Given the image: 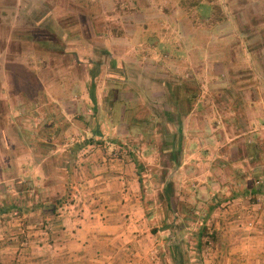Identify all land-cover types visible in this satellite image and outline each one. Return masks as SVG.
Instances as JSON below:
<instances>
[{
	"label": "rangeland",
	"instance_id": "obj_1",
	"mask_svg": "<svg viewBox=\"0 0 264 264\" xmlns=\"http://www.w3.org/2000/svg\"><path fill=\"white\" fill-rule=\"evenodd\" d=\"M144 1L148 5V0H0V97L10 92L12 88L10 78L18 82L20 78L27 79L32 74L36 77L37 74H42V66L55 63L59 67L57 72L62 82L60 101H66L60 111L63 116L61 124L68 123L72 128L76 127V135L72 137L74 139L77 137L78 141L83 138L79 136L80 133H84L79 131L83 126L90 127L92 132L105 126L107 132L105 124H108L109 130L105 138L101 139L100 135L95 133L88 137L95 138V143L101 142L99 140H103L102 142L116 140L119 147L112 149L111 155L124 154L132 159L135 167L133 171L144 185L143 194L140 189V196L146 224L158 243L154 254L157 264H162L159 258L161 247L164 249L166 242L175 239L186 242L191 264H204V261L208 260L214 239L207 237L204 239L201 262L198 263L195 251L196 237L193 232L199 228L200 218L206 213L208 207L206 201L215 194L222 199L209 215L204 216L207 227L214 231L215 223L226 221L229 217L235 219L233 215L236 217L242 211L233 205L232 201L244 199L249 194V189L252 186L255 188V180L262 174L250 177V174L245 172V176L236 181L221 180L220 176L224 178V175L220 170L216 171L217 164L214 163L216 160L212 159L216 151L211 148L199 153L200 149L196 146L201 142L197 143V135L188 137L191 142L194 140L196 143L194 149L175 147L174 163L170 152L172 149L170 140H178L180 136L172 132L171 123L167 121L165 112L170 110L168 107H174L176 101L167 100L165 97L158 99L155 96L157 93L152 92L156 90L155 86L150 91L147 85H141L144 88L140 91V88L138 90L140 84L137 86L134 83L126 87L127 90H134L135 97L127 95L126 100L119 104L113 102L111 106L112 103L104 100L101 85H98L101 70L95 63L98 57H94L93 53L90 54V50L84 47L104 44L108 46V50L113 51L103 56L102 67H105L103 70H107V65L116 58L123 57L128 63L135 61L145 64L152 60L150 63L157 65L158 73L162 74L163 80L165 79L166 86H162V89L166 91L171 89L172 94L178 89L174 87L172 91V86L169 85L171 79L167 76L165 66L174 60L183 63V70H174L173 74L178 81L184 83L187 80L186 88L190 94L193 92L196 94L200 88L201 92L212 91L217 96L220 92L242 93L245 88L252 93L255 91L259 95L264 94V0H150L152 8L150 21L140 17V10L147 7ZM195 1L199 2L196 6ZM212 6L217 8L216 13H211ZM142 24L149 25V28H142L137 32V28L142 27ZM127 34L130 36L128 40ZM134 34L141 39L133 38ZM118 36L122 37L120 41L116 39ZM41 39L62 44L61 49L64 51L39 50V43H45L39 41ZM78 44L80 52H76L77 58H74L72 53ZM120 47L125 50L118 54L122 49ZM88 60L92 62L91 67H88L89 71L97 73V78L94 79L98 82L97 90L100 97H96L95 94L96 113L90 97L89 99L84 97L85 91L92 89L90 75L87 81L84 80L87 77L85 65ZM72 76L77 77L78 81H73ZM231 80L235 81L234 84H231ZM22 87V90L31 93L30 85ZM67 88L68 94L63 93L62 91ZM124 88V85L119 87L121 90ZM214 103L210 101L207 106ZM243 114L237 115L239 117L244 116ZM206 115L212 116L210 110ZM261 118V124L260 120L258 122L253 120L250 123L254 126L256 139L251 138V133L245 132L248 129L243 127L239 144L244 142L249 146L256 140L258 142L262 140L264 131L263 133L260 131L264 128V114ZM213 120L214 118L208 120V128H212ZM205 135L202 136L201 144L206 148L208 144H212L213 133L210 131ZM228 136L221 137L220 142L228 141ZM242 139L245 141H241ZM245 149L243 147L240 150L241 157L248 152ZM262 151L264 152V149ZM220 155L225 162L232 158L231 151L226 146ZM238 168L243 169V166ZM169 177L173 178L175 192L172 213L168 211L160 197L161 183ZM25 184L29 189V195L34 198L29 202L31 206L37 203L40 197L32 194L31 180ZM34 184L36 186V181ZM51 189L45 191L42 198L53 196L50 194L53 193V188ZM72 190L74 191L73 188ZM250 194L253 200L258 195ZM37 210L39 216L42 214L44 218L32 221L34 224L32 223L29 233L34 234L33 232L39 228L42 233L49 236L52 218L59 211L42 213L41 209ZM147 213L151 214L149 218L146 217ZM164 222L172 223L174 226L183 224L188 230L183 234L173 232L171 229H164ZM35 255L33 251L34 258L29 261L30 264H35ZM166 264L169 263L166 261Z\"/></svg>",
	"mask_w": 264,
	"mask_h": 264
},
{
	"label": "crops",
	"instance_id": "obj_2",
	"mask_svg": "<svg viewBox=\"0 0 264 264\" xmlns=\"http://www.w3.org/2000/svg\"><path fill=\"white\" fill-rule=\"evenodd\" d=\"M151 1L148 0V5L144 1L147 7L139 12L144 20L151 18ZM142 28L148 29L149 25L142 24V27H138L136 31ZM128 35L127 40L130 37ZM119 36L116 38L118 41L122 39ZM135 37L134 34L133 38ZM136 39L141 38L136 37ZM79 45L74 47L75 52L72 53L74 58H77L76 52H80ZM61 47L62 44L56 42H52L49 46L39 43V50L42 49L43 52H48L49 49L63 52ZM94 47H102L110 54L113 52L104 44L84 48L90 50L91 54ZM121 50L118 54L125 49ZM150 62L149 64L135 61L128 63L123 57L116 58L107 65V70H103L105 67H102L104 64L102 62L98 66L101 69L98 85H101L104 100L112 103L113 106V102L119 104L122 100H126L127 95L135 97L134 90H127L128 84L147 85L150 91L155 86L156 90L152 92L159 94L155 95L158 99L165 97L167 100L176 101V105L168 107L170 110L165 112L167 121L171 123L172 132L180 136V139L175 140L176 143L170 140L171 144L175 143L174 146L181 149H194L196 143L194 140L191 142L188 137L197 135V143H202V136H206L205 133L211 131L212 144H208L205 148L204 144L199 143L196 147L200 149L199 153L211 148L216 151L212 159L216 160L214 161L217 164L216 171L220 170L224 175V178L220 176L221 180L236 181L243 178L245 172L250 174V177L258 173L264 176V171L260 170L264 169L262 151L264 136L261 141H254L256 134L254 126L250 125L253 120L256 122L260 120L261 124V115L264 114V94L259 95L255 91L252 93L247 88L237 94L220 92L217 96L212 91L201 92V88L196 94L195 92L190 94L186 88L187 80L184 83L178 81L173 74L174 70H183V63L179 60H174L165 66L167 76L171 79L169 85L172 86V91L174 87L178 89L172 94L171 89L169 91L162 89L166 83L165 79L163 80L162 74L158 73L157 65ZM91 65L92 62L88 60L85 65L87 77L84 80L87 81L90 75L89 80L93 84L91 87H95L85 91V99H89V92L93 90L96 91L93 92L94 95L100 97L97 90L98 82L94 79L97 78V73L89 71L88 68ZM42 68V74H37L36 77L32 74L30 78H20L18 82L10 78L12 86L10 92L1 94L0 97V200L3 194L12 193L13 202L19 201L18 192L13 189V180L9 179L8 174L6 175L8 172L5 166L8 159L14 160L24 181L34 180L37 186H40L49 175L45 160L48 154L61 153L74 142H82L92 135L91 128L84 124L85 127L79 129L84 133L78 131L79 136L83 138L78 141L77 137L76 139L72 137L76 135V127L72 128L68 123L61 124L63 116L60 111L66 101H60L62 82L57 72L59 67L55 63L49 66L47 63V66ZM76 78L71 77L73 81H78ZM231 82L234 84L235 81L231 80ZM24 85L31 86L30 94L22 90ZM123 85L125 88L119 89ZM139 88L142 91L144 87H138V90ZM62 92L68 94V88ZM210 101L215 103L207 106ZM208 110L211 117L206 115ZM240 113H244V116L238 117L237 114ZM69 115L71 116V113ZM212 118H214L212 128H208V120ZM104 122L106 123L105 120ZM105 125L107 132L105 126H101L98 131L95 130L96 135H100L101 139L105 138L109 130L108 124ZM243 127L248 129L245 132H250L251 138L254 139L249 146L244 142L239 144ZM256 130L260 131L258 128ZM263 131L264 128L260 132ZM224 135L228 136V141L221 143L220 138ZM225 146L232 155L227 162L220 155ZM116 147H119L118 142L104 141L89 143L80 149L73 169L72 188L75 195L73 194L71 200L60 207L59 213L53 216L49 236L42 233L39 228L33 232L34 234L29 233L32 221L44 218L42 214L39 216V210L34 214L22 208L21 211L11 210L5 215H0V264H30L29 261L34 258L33 251L36 254L35 264H157L154 254L158 243L146 224L140 196V182L133 171L134 163L127 155H111V150ZM243 147L248 152L245 151L246 155L241 157L240 150ZM35 159L41 160L36 161V165L33 166ZM238 166H243V169H239ZM47 190L52 189L40 190L41 197L45 196ZM250 190L253 191V186ZM63 191V186L58 185L53 187V193L50 194L55 195L56 192L63 193ZM20 198L22 200L23 197ZM13 213L17 215L14 216ZM260 214L256 210L248 213L243 211L236 217L233 215L235 219L229 217L226 221L215 223L216 237L208 260L204 261V264H264V214L263 217H260ZM238 215L240 219L237 218ZM251 217L259 220L255 228L247 229L245 223Z\"/></svg>",
	"mask_w": 264,
	"mask_h": 264
},
{
	"label": "trees",
	"instance_id": "obj_3",
	"mask_svg": "<svg viewBox=\"0 0 264 264\" xmlns=\"http://www.w3.org/2000/svg\"><path fill=\"white\" fill-rule=\"evenodd\" d=\"M199 2L195 1L194 5L196 6ZM215 6H212L211 9V13H216L215 12ZM217 9V8H216ZM31 40V39H30ZM45 44H52V42L50 41H44ZM62 50V49H61ZM93 56L94 57H98L95 60V63L97 65H101V63L103 62V56H107L108 52H106V50L102 47H94L93 48ZM94 76V75H93ZM93 85V84H91ZM94 86H92L93 88ZM90 94V100L93 103V109L96 113V108L94 106V104H96V99H95V95L93 93V91L89 92ZM92 133L96 132L95 130H93ZM95 138L90 137L87 138L86 140L82 141V142H74L73 144H71L70 146L64 148V150H62L61 153H56V154H48L46 157V161H47V169H48V173L49 175L47 176V178H45L43 180V182L41 183L40 186H35L34 181H32V188H33V195H37L40 197V199H38L39 201L37 203L32 204L31 206L29 205L30 200L32 201L34 198L32 195H29V189L26 186V181H24L22 173H20L17 170V166L14 162V160H10L8 159V163L5 166V170L8 172L6 173V175L8 174L9 179L13 180V189L18 192L17 194L19 195V201H17L16 203L13 202L12 199V193H6L3 194V198H1L0 200V215H5L7 213H9L11 210H18L21 211L22 208L23 209H27L28 211H32V212H36L37 209H41L40 211L42 213H55L60 207H62L64 204H66L68 201H70L71 197H72V185H73V169H74V162L76 159V156L78 154V152L80 151V149L89 143H95ZM99 141H103V140H99ZM113 143L116 142L115 141H111ZM100 143V142H99ZM175 143H172V149H170V152L172 153V158H173V162L175 163V156H176V149L174 146ZM41 159H35L34 163L32 164L33 166L36 165L37 162H39ZM37 161V162H36ZM29 181V180H28ZM139 182H140V189L141 192L143 194L144 191V185L142 184V180L141 178H139ZM58 185H62L64 192L63 193H56L53 196H48L47 198H42L40 195V190L42 189H48V188H53L56 187ZM255 187V186H254ZM250 193H259L257 188L255 187L252 190H250ZM235 195V194H233ZM20 196H22V200L20 198ZM36 196V197H37ZM35 197V196H34ZM160 197L162 198V203L167 207L168 211L172 213V209H173V203L175 201V192L173 190V178L169 177L167 180H163L161 183V188H160ZM143 198V195H142ZM220 201H222V199L220 198V196L218 194H215L214 196H212L209 200L206 201V205L207 210L205 211L206 213L204 214V216L209 215L210 212L219 205ZM25 211V212H28ZM151 216V214L149 215V213L146 214V217L149 218ZM204 216H201V224L199 226V228L196 230V232H193L195 234L196 237V241H195V251L197 253V261L198 263L201 262V253H202V245L204 242V239L210 238V239H215V233L214 231L207 227L206 225V221H204ZM171 223V222H170ZM164 229H171L173 232H179L181 234H183L184 232H187L186 230H188L186 228V226H184L183 224L181 225H176L174 226L172 223L171 224H167L166 222H164ZM154 232H156L155 230H153ZM187 244L184 240H170V242H166L164 245V249H162L159 252V258L161 260L162 264H166V261L169 264H191L190 260H191V255L189 253V251L186 249ZM168 258H166V257Z\"/></svg>",
	"mask_w": 264,
	"mask_h": 264
},
{
	"label": "built area",
	"instance_id": "obj_4",
	"mask_svg": "<svg viewBox=\"0 0 264 264\" xmlns=\"http://www.w3.org/2000/svg\"><path fill=\"white\" fill-rule=\"evenodd\" d=\"M255 187L259 190L258 195L256 196L255 200H253V197L251 194H248L244 197V199H234L232 201V204L235 205L236 207H239L242 209L241 212H250L251 210H256L260 212V217H263L262 214H264V176H259L255 180ZM242 201H245L243 204L241 203ZM246 203V204H245ZM240 214V213H239ZM13 215H16V213H13ZM240 219V215L238 217ZM259 220L256 219V217H251L249 220L246 221L245 227L247 229H253L256 227V223Z\"/></svg>",
	"mask_w": 264,
	"mask_h": 264
}]
</instances>
